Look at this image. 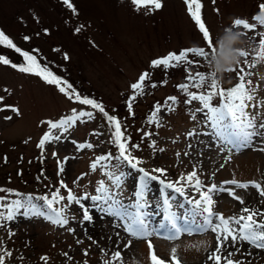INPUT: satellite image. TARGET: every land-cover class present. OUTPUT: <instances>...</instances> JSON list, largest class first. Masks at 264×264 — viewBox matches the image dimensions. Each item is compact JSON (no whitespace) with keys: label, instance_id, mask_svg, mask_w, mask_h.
<instances>
[{"label":"rangeland","instance_id":"374dc122","mask_svg":"<svg viewBox=\"0 0 264 264\" xmlns=\"http://www.w3.org/2000/svg\"><path fill=\"white\" fill-rule=\"evenodd\" d=\"M71 2L78 14H73L63 0H0V30L18 47L27 48L45 64L52 65L57 73H68L81 90H92L99 95L107 112L120 117L131 143L140 145L139 149L130 148L131 154L141 161L138 167L149 172L154 168L167 169L166 177L160 178L175 181L181 174L191 172L195 166L205 184L219 185L235 178L240 182L257 181L264 187V152L255 150L264 147V142L254 137L253 148L224 147L210 127L205 128L197 123L203 118L202 114H197L196 121L191 119L189 110L198 107V102L192 105L183 103L186 95L178 85L185 83L184 66L170 69L167 73L163 68L150 69L152 59L170 52L179 53L181 49L191 46H203L202 33L190 15L185 0H162L163 7L159 10H149L152 8L149 5L141 7L139 11L131 0ZM200 3L202 20L211 35L217 37L235 18L251 20L253 15L260 12L258 5L264 0H215V3L213 0H200ZM216 9H219V13ZM80 25H84L83 29L74 33L73 30ZM257 31L264 33L260 28ZM257 39L260 41L256 33L248 32L247 36L237 37L232 43L241 50H247L256 45ZM249 53L247 59L253 67L248 68L243 57L240 66L252 73L248 78L253 82L251 86L256 88L254 102L262 104L249 111L258 112L264 118V56L259 55L264 53V47L258 45L257 51ZM65 54L70 59L65 60ZM0 56H5L10 62L18 59L16 52L4 45H0ZM207 69L208 65L203 62L199 69L193 66L192 71ZM146 70L153 73L151 80L146 82L148 86L143 94L131 100L134 92L130 86ZM230 73L236 75L235 72ZM162 80L167 83L161 84ZM153 83L156 87L150 86ZM169 96L177 97L174 110L168 111L162 107L159 121L150 123L154 106L157 103L163 106ZM0 97H4L0 107L14 105L21 113L17 116L10 110L0 111V184L12 183L9 188L27 189L32 191L33 196H40L37 191L44 189L52 193L59 186V180L63 179L74 194L82 197L85 193L97 195L95 190L100 181L110 183L104 174L107 169L98 167L92 171L90 167L104 150L114 156L117 154L110 143L109 124L98 123L101 120L99 117L96 119L95 113L93 119L85 117L77 121L66 133L53 130V134L61 135V139H53L38 147L44 134L49 131L44 122L69 116L72 109L91 112L86 108L88 106L70 100L56 85H50L33 74L22 73L11 67V63L5 65L2 62ZM129 102L134 115L127 107ZM6 116L12 119H4ZM193 129L197 130V134L188 136L187 133ZM145 132L151 135L145 137ZM81 143H92L94 147L78 150L77 145ZM108 145L111 147L106 149ZM221 148L224 150L221 151ZM227 148H232L231 152ZM53 152L57 156L54 157ZM185 152L188 155H184ZM65 157H68L66 161ZM58 160L64 161L65 171L60 176H57ZM18 166L22 169L20 175L16 172ZM27 167L31 171L25 172L24 178L29 181L17 180L23 177ZM119 171L122 174L121 188L117 191L128 211L134 212L133 194L137 190V177L140 174L126 162L120 164ZM81 176L83 178L78 179ZM60 191L62 195H67L66 190ZM164 192L172 197L167 205L164 203L162 185L158 181L149 182L146 196L149 203L141 211L152 227L164 222L169 211L190 216L193 210L184 197L169 189H164ZM186 194L198 198V193L193 189H188ZM236 195L241 196L246 205L264 210V204L260 202L264 198L254 188L236 189ZM214 199L217 201L214 210L225 217L239 215L243 207L226 192ZM81 202L89 207L94 216L92 223L95 224L80 223L79 206L73 204L65 209L69 218L66 226L55 225L41 217H18L8 222L6 228H0V248L12 252L11 258L6 257L5 264H104L111 259L112 252L117 250L114 242H126L127 234L115 227L120 221L107 212L106 206H98V202L91 199ZM66 203L61 202L62 205ZM181 204L183 207H180ZM9 229L15 235L10 236ZM118 231L119 237L116 235ZM152 243L157 255L166 261L170 260L171 250L176 247L182 264H205L207 253L216 241L214 233L205 232L181 235L175 241L152 237ZM236 247L240 251L231 257L233 261L264 264V249H257L247 242H240ZM227 250L235 252L232 247ZM85 251L88 255H84ZM122 255L124 264H150L149 248L144 240H133L132 247L124 250Z\"/></svg>","mask_w":264,"mask_h":264},{"label":"snow or ice","instance_id":"6c2138e0","mask_svg":"<svg viewBox=\"0 0 264 264\" xmlns=\"http://www.w3.org/2000/svg\"><path fill=\"white\" fill-rule=\"evenodd\" d=\"M185 2L189 6L190 15L202 33L203 46L181 49L179 53L170 52L165 56L152 59L150 61V69L163 68L164 72L167 73L170 69L184 66L185 83L178 85L186 95L183 103L185 105H192L193 102H198L199 105L194 110H189L191 119L196 121L197 114H202L203 118L197 121V123L205 128L210 127L213 130L212 134L218 138L224 147L231 145L235 148H253L254 137H258L264 142V118L261 117L260 113L255 111L250 112L249 109H256L262 106V104L254 102L256 88L251 86L253 82L248 78L252 73L240 66V61L243 57L245 58L244 63L248 68L253 67V64L247 59L250 53L247 50L237 48L232 42L237 37H241L242 35L247 36L248 32H253L260 37L261 45L264 47V33L257 31L258 28L264 27V3L258 5L260 12L253 15L251 20L237 17L219 36L213 37L202 20L200 14L202 5L200 0H185ZM63 3L72 10L73 14H78L71 0H63ZM131 3L136 7L137 11L141 7L149 5L152 6L149 10H159L163 7L162 0H131ZM213 3H215V0H213ZM216 11L219 13V9H216ZM83 27L84 25L76 27L73 30L74 33H79ZM237 29H243V31H237ZM45 31L47 32V30ZM25 39L29 38L25 37ZM0 45L14 49L21 55L24 61L22 64L17 65L11 63L9 59L0 56V62L3 64L9 65L11 63V67L17 68L22 73L41 77L46 83L56 85L59 91L64 93L70 100L74 99L81 105L90 106L98 110L106 118L107 123L111 127L110 142L118 150V155L115 156L111 152L97 156L90 165L92 171H96L98 167L107 169L104 174L108 177L110 183L106 184L104 181H100L95 190L97 195L85 193L82 197L77 196L63 179L59 180V186L52 192L51 196L48 194L43 196L25 195L13 189L0 188V193H3V195H0V228H6L8 222L15 221L18 217L28 219L41 217L55 225L66 226L69 224V218L65 214V209L73 204L79 206L78 211L81 213L80 223H92L94 221L92 212L89 207L81 202L82 200L91 199L94 202H98V206H106L107 212L120 221L115 227L121 228L128 237L126 242H114L117 250L112 252L111 259L106 260L104 264H124L122 252L132 247L133 240H144L147 242L150 264H182L176 247H173L171 250L170 260L166 261L160 258L152 243V237L175 241L181 235L205 232L214 233L216 241L211 251L207 253L205 264H209V262L211 264H243L242 261H233L231 259L233 255L240 251L236 247L240 242H247L257 249H264V219H259L260 217H264V210L246 205L245 200L241 196L236 195V189L246 190L251 187L258 192L261 198H264V187H262L260 182H240L234 178L223 181L219 185L217 183L205 184L201 180L195 166L191 172L181 174L175 181H167L160 178L162 176L166 177L167 169L154 168L149 172L142 167H138L141 161L138 157L131 154L130 148L139 149L140 145L131 143V137L126 135V129L122 130L121 122L115 115H110L101 103H98L95 99L82 96L68 81L61 79L47 67L41 66L34 55H30L27 51H21L3 30H0ZM225 53L234 54L236 57L235 62L226 71L235 72L238 82L229 88H224L221 85L216 71V66L219 65L220 58ZM259 55L264 56V53H260ZM197 57L202 58L208 65L206 71H192L193 66L199 69L201 60L196 59ZM64 59L68 60L70 57L65 54ZM152 75L151 71L146 70L139 75L136 82L131 84L130 87L134 92V95L130 98L131 100H135L136 95L143 94L144 88L148 86L146 82L151 80ZM164 83H167V81L162 80L161 84ZM150 86L156 87V84L153 83ZM190 89H195V91H191ZM5 91L8 90L5 89ZM217 98L218 101L213 103ZM3 100L4 97H0V104H3ZM176 104L177 97L175 96L167 97L163 106L157 103L154 106L152 119L149 122L154 123L159 121L162 107L168 111H173ZM127 107L130 114L134 115V113H131V102L127 104ZM5 110H10L17 116L21 114L19 108L14 105H3V107H0V111ZM85 117L89 120L93 119V112L72 109V114L69 116L62 117L57 121L49 120L44 122L48 125L49 131L44 134L38 147H43L46 142H51L53 139L57 141L61 139V135H54L53 130L59 129L61 133H66L77 121ZM4 119L11 120L12 117L6 116ZM196 134V129L187 133L188 136ZM99 135H103V133ZM149 135L151 133H144L145 137ZM154 145L155 141H153ZM93 147L92 143L77 145L78 150L92 149ZM223 150L224 148H221V151ZM227 150L231 152L232 148H227ZM255 150L264 152V147ZM160 151H163V149H160ZM52 155L55 157L57 153L53 152ZM184 155H188V153L185 152ZM228 158L230 159L231 157L229 156ZM67 159L68 157H65L64 161ZM64 161H57V176H60L65 171L63 167ZM113 161L127 162L132 169L140 174L137 177V190L133 194L134 207L136 209L134 212L128 211L120 199L117 190L121 188L122 174L119 171V164H113ZM153 173H158L159 175H154ZM81 178L83 176L78 179ZM150 181H158L162 185V194L166 205L169 204L172 197L167 192H164V189L172 190V192L184 197L185 201L193 209L190 216L178 215L175 212L169 211L164 217V222L152 227L144 212L141 211L149 203L146 196ZM73 183H76V181ZM225 185L233 187H225ZM61 189L66 190V196L61 194ZM188 189H193L198 193V198L197 196L187 195ZM225 192L239 201L243 206L239 215L225 217L223 213L214 210L217 203L214 197ZM63 201H67V203L62 205L61 202ZM260 202L264 204V199H261ZM180 207H183V204ZM101 210L103 211L104 208ZM69 231H74V229H69ZM9 235L13 236L15 232L9 229ZM116 235L119 237L120 232L118 231ZM229 247L235 248V252L228 251ZM101 251L104 250L101 249ZM225 252L227 253L226 255H224ZM84 255H88V252L85 251ZM11 256V251L0 248V264H5L6 257L11 258Z\"/></svg>","mask_w":264,"mask_h":264},{"label":"trees","instance_id":"16d2710c","mask_svg":"<svg viewBox=\"0 0 264 264\" xmlns=\"http://www.w3.org/2000/svg\"><path fill=\"white\" fill-rule=\"evenodd\" d=\"M261 29V31H263L264 30V27H261L260 28ZM256 42V45H250L251 47H249L248 49H247V51H249V52H252V51H257V48H258V45L259 46H262L261 45V41H258V39H257V41H255ZM13 43L15 44V42L13 41ZM16 45V44H15ZM17 46V45H16ZM18 47V46H17ZM197 47H199V46H191V48H197ZM20 49H21V51H27L30 55H34L36 58H37V61L41 64V66H45V67H47L50 71H52L54 74H56V75H58L61 79H63V80H66V81H68V83H70V84H72L73 85V87H74V89L77 91V92H79L82 96H84V97H88V98H90V99H95L98 103H101L102 105H103V102L101 101V99H100V96L99 95H96L92 90H89V91H87V92H85V91H83V90H81L77 85H76V83H74V81L72 80V78L71 77H69L68 76V73H65L64 71H63V73H57V70L52 66V65H50V64H45L37 55H35L32 51H30V50H28L27 48H21V47H19ZM14 50V49H13ZM14 52H16L15 50H14ZM16 54L18 55V59H16V60H14V61H11V63H15V64H17V65H20V64H22L24 61H23V58L21 57V55L19 54V53H17L16 52ZM4 58H6L5 56H3ZM8 59V58H7ZM42 61V62H41ZM250 61V60H249ZM204 61L201 59V63H200V65L203 63ZM216 71H217V76H218V78H219V82L221 83V85L224 87V88H229V87H232V86H234L237 82H238V79H237V76L236 75H232L229 71H223V72H220L219 70H218V65L216 66ZM226 74V76H225V74ZM71 78V79H70ZM42 79V78H41ZM74 100V99H73ZM217 102V101H216ZM85 106V105H84ZM87 109H90L91 110V112H93V113H95V117H96V119L98 120V117L100 118V120H101V122L100 121H98V123H106L107 121H106V118L101 114V113H99V111L98 110H96V109H93V108H91L90 106H88V107H86ZM106 110V109H105ZM107 111V110H106ZM110 115H115L118 119H120V117L118 116V115H116V113H110ZM121 122V121H120ZM121 125H122V130L124 129L123 128V124L121 123ZM109 133H110V136H111V127L109 126ZM39 139V138H38ZM38 141V140H37ZM111 143V142H110ZM111 145L113 146V149L114 150H116L117 151V153H118V150H117V148H116V146L113 144V143H111ZM111 145H108L107 146V149L109 148V147H111ZM18 160V159H17ZM114 162V161H113ZM20 166H18L17 167V174L18 175H20L19 173H20V170H22L21 168H19ZM25 167H26V165H25ZM28 170H30L28 167H27V169L23 172V177H20V178H18L17 180H19V181H29V180H26L24 177H25V172H27ZM31 171V170H30ZM33 179V178H32ZM14 183V182H13ZM12 184V183H11ZM11 184H7V183H1L0 184V188H7V189H13V190H15V191H18L19 193H21V194H24V193H32V191H30V190H27V189H19L18 187H16V188H9L8 186H10ZM22 186H23V184H22ZM31 188H33V187H31ZM30 188V189H31ZM49 196H51V193H47Z\"/></svg>","mask_w":264,"mask_h":264},{"label":"clouds","instance_id":"9594fccd","mask_svg":"<svg viewBox=\"0 0 264 264\" xmlns=\"http://www.w3.org/2000/svg\"><path fill=\"white\" fill-rule=\"evenodd\" d=\"M235 59L236 57L234 56V54L225 53V55L220 58L218 70L220 72L227 70L235 62Z\"/></svg>","mask_w":264,"mask_h":264},{"label":"bare ground","instance_id":"6f19581e","mask_svg":"<svg viewBox=\"0 0 264 264\" xmlns=\"http://www.w3.org/2000/svg\"><path fill=\"white\" fill-rule=\"evenodd\" d=\"M92 224H95V223H92ZM94 228V227H93Z\"/></svg>","mask_w":264,"mask_h":264}]
</instances>
